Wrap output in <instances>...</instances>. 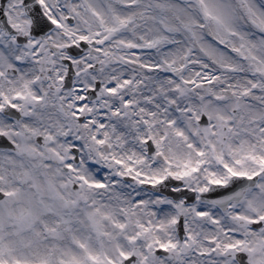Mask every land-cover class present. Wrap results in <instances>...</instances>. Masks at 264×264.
I'll list each match as a JSON object with an SVG mask.
<instances>
[{
	"label": "snow or ice",
	"instance_id": "snow-or-ice-1",
	"mask_svg": "<svg viewBox=\"0 0 264 264\" xmlns=\"http://www.w3.org/2000/svg\"><path fill=\"white\" fill-rule=\"evenodd\" d=\"M0 264H264V0H0Z\"/></svg>",
	"mask_w": 264,
	"mask_h": 264
}]
</instances>
